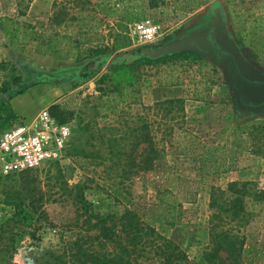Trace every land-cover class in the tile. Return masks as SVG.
<instances>
[{
	"label": "rangeland",
	"instance_id": "374dc122",
	"mask_svg": "<svg viewBox=\"0 0 264 264\" xmlns=\"http://www.w3.org/2000/svg\"><path fill=\"white\" fill-rule=\"evenodd\" d=\"M114 3L117 11L111 15ZM14 5L12 10L6 6L7 12L0 8V17L32 24L37 40L65 38L60 45L63 51L53 56L37 54L34 42L11 45L0 34V48L6 47L8 59L15 61H0V87L17 93L21 87L13 84L17 77L22 85L50 84L52 100L46 109L50 112L53 107L56 122L71 128L66 158L45 163L30 173L45 184L48 173L60 170L70 185L85 187L84 197L95 213L119 217L126 209L135 211L197 263L210 245L212 226L218 223L211 221L213 190L225 191L228 184L238 182L248 183L252 192L264 191V107L240 105L228 82L226 66L211 55L201 57L197 64L179 60L155 65L134 62L141 55L157 60L180 53L181 41L202 35L219 14L223 35L240 56V63L252 75L264 77V65L249 56L233 29V24L238 27L245 21L252 31L255 20L264 18V0H15ZM131 11L144 19L130 20ZM230 12L243 17L232 22ZM145 21L164 31L154 43L132 35V26ZM121 27L130 46L114 52L111 47ZM86 39L92 46L107 45L110 51L97 72L84 80L81 74L91 59L76 63L72 55L77 50L84 52L81 43ZM3 99L6 107L0 112V131L9 126L7 113L12 119L29 122L41 107L38 101L32 103L25 110L27 114L20 116L9 111L7 96ZM176 99L183 102V112L178 110L179 103H167ZM147 123L156 145L163 150L161 163L152 172L146 169L121 176V170L147 167L142 161L147 155ZM76 154L90 161L83 164L71 159ZM18 179L0 175V188ZM159 188L176 197L175 209L159 203ZM45 209L57 226H68L75 215L70 202L49 203ZM250 210L249 224L227 222L216 230L240 228L247 250L244 264H264V206ZM11 213L10 207L0 203V223ZM55 232L58 230L41 229L36 235L39 240L25 237L13 263L33 264L36 255L59 250L61 238Z\"/></svg>",
	"mask_w": 264,
	"mask_h": 264
},
{
	"label": "trees",
	"instance_id": "16d2710c",
	"mask_svg": "<svg viewBox=\"0 0 264 264\" xmlns=\"http://www.w3.org/2000/svg\"><path fill=\"white\" fill-rule=\"evenodd\" d=\"M115 6L116 3L111 6V15L117 11ZM155 8V6L151 7V9ZM229 15L232 22L235 17L240 20L243 17L240 14L234 16L232 12ZM129 19L141 21L144 15L131 11ZM263 20L264 18H257L252 31L246 28L245 21L238 27L233 24V29L236 40L248 50L249 56L264 65ZM0 28L11 45L37 43L35 52L39 55L55 56L63 51L60 45L65 38L37 40L34 27L28 22L0 17ZM124 30V27L120 28L118 40L111 47L112 51L117 52L130 46L128 37L122 35ZM81 45L85 47L84 52L77 50L72 56L76 63L87 58L88 61L91 59L81 74L85 80L97 72L110 49L107 45L92 46L90 39H86ZM171 60L197 64L202 59L192 52H180L157 60L141 55L134 63L155 65L165 64ZM113 67L117 68L118 65ZM42 74L40 73L39 76L50 78L49 75ZM21 81V77H17L13 80V84L21 86ZM10 91V87H0V112L6 107L5 99L2 98L4 95L10 100L23 93L22 86L17 93L13 94ZM178 100H170L167 103H179L178 110L183 112V102ZM52 110L53 107L49 112L51 116H53ZM12 117L13 115L7 113L6 120ZM162 156L163 150L156 145L151 124L147 123V155L142 160L147 167H138V170L128 172L121 170L120 175L127 173L136 175L146 169L147 173L152 172L161 163ZM71 159L83 164H88L90 161L87 156L78 154L71 156ZM31 171L6 176V179L15 177L19 179L0 188L2 198L0 203L12 210L11 215L0 223V264H14V255L24 238L39 240V236L36 235L41 229H57L58 232L55 233L61 238V246L59 250H48L39 256L36 255L33 264H244L247 250L244 249V237L239 234L240 228L224 229L223 227L218 231L216 228L220 226L219 224L224 226L230 222L245 226L249 224L246 220L251 214L250 209L260 204L264 206V191L252 192L248 183H230L225 191L214 189L210 198V208L215 210L211 221L216 220L218 223H215L210 230L209 247L202 253L200 260L193 263L185 252L165 239L155 228L146 224L135 211L126 209L119 217L95 213L84 197L85 187L79 183L70 185L60 170H55L53 174L48 173L45 184L31 174ZM157 197L159 203L167 209H175L174 202L177 199L172 193L159 188ZM64 202L72 204L75 215L68 226L54 225L45 206L49 203Z\"/></svg>",
	"mask_w": 264,
	"mask_h": 264
},
{
	"label": "built area",
	"instance_id": "2783aa9c",
	"mask_svg": "<svg viewBox=\"0 0 264 264\" xmlns=\"http://www.w3.org/2000/svg\"><path fill=\"white\" fill-rule=\"evenodd\" d=\"M163 33L150 21L132 26V35L147 43L156 42ZM70 138V126L57 123L47 109L29 122L11 119L9 126L0 131V175L12 176L65 159Z\"/></svg>",
	"mask_w": 264,
	"mask_h": 264
},
{
	"label": "water",
	"instance_id": "95a60500",
	"mask_svg": "<svg viewBox=\"0 0 264 264\" xmlns=\"http://www.w3.org/2000/svg\"><path fill=\"white\" fill-rule=\"evenodd\" d=\"M221 27L222 19L218 14L214 17L209 29L204 31L202 35L183 39L181 41L182 47L178 52H193L200 57L211 55L218 64L225 66L228 64L226 66L227 79L234 88L238 103L243 107L245 105L250 106L247 109H257L262 105L264 106V86L252 84L253 81H264V77L249 76L246 68L239 61L240 56L235 54L231 47L219 43L218 36L221 33ZM211 41L213 42L211 43ZM162 52H164V48H162ZM166 52H170V50H166ZM222 54H224L223 57H221ZM235 65L239 69V73L236 72Z\"/></svg>",
	"mask_w": 264,
	"mask_h": 264
},
{
	"label": "crops",
	"instance_id": "0c3cea01",
	"mask_svg": "<svg viewBox=\"0 0 264 264\" xmlns=\"http://www.w3.org/2000/svg\"><path fill=\"white\" fill-rule=\"evenodd\" d=\"M14 2L15 0H0V8H2L5 12L6 11V6L10 7V10H12V7H14ZM3 7H2V6ZM9 10V11H10ZM2 32V33H1ZM0 34H3L2 36L6 38L4 35L2 29H0ZM5 40V39H4ZM3 40V44L7 45V43ZM9 49V48H8ZM0 61L1 62H15L14 60L11 61L8 59V54H7V49L6 47L0 48ZM37 75L40 74V72L36 73ZM50 84H33V82L30 85H21L23 93L18 96H14L9 100V111H11L13 114L16 115H26L25 113L26 109H29L30 105L32 103H36L37 101L41 105L40 108H43L44 110L51 106L50 101L52 100V95L49 94V91L51 90ZM7 95H4L2 98H6ZM8 97V96H7ZM37 109L36 111L33 112V118H36V113L39 110ZM18 110V112H16ZM36 115V116H35Z\"/></svg>",
	"mask_w": 264,
	"mask_h": 264
},
{
	"label": "flooded vegetation",
	"instance_id": "af4514ba",
	"mask_svg": "<svg viewBox=\"0 0 264 264\" xmlns=\"http://www.w3.org/2000/svg\"><path fill=\"white\" fill-rule=\"evenodd\" d=\"M224 33H223V28L221 27V33L219 34V38H218V41H219V43L221 44V45H224V46H229L228 45V43H227V41H226V38H225V36L223 35ZM208 38V37H207ZM213 41H211V43H212ZM217 46H219V45H217ZM231 46V45H230ZM229 46V47H230ZM231 49H232V47H231ZM232 50H234V49H232ZM184 52H187V51H184ZM224 56V54H222L221 55V57H223ZM220 57V58H221ZM228 64H226V66H227ZM243 69H244V67H242ZM235 70H236V72L237 73H239L238 72V68L236 67V65H235ZM246 72H247V74H249V76H254V75H252L251 73H249L248 72V70L246 69ZM252 84L253 85H255V86H264V81H253L252 82ZM250 106H248V105H245V108H249ZM260 107H264L263 105L262 106H260ZM255 108H257V107H255Z\"/></svg>",
	"mask_w": 264,
	"mask_h": 264
}]
</instances>
